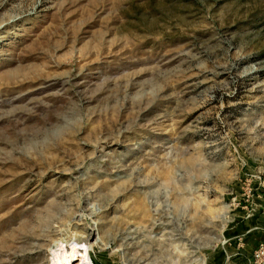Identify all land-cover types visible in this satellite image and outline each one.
<instances>
[{
  "label": "rangeland",
  "instance_id": "374dc122",
  "mask_svg": "<svg viewBox=\"0 0 264 264\" xmlns=\"http://www.w3.org/2000/svg\"><path fill=\"white\" fill-rule=\"evenodd\" d=\"M258 175L264 0H0V264H220Z\"/></svg>",
  "mask_w": 264,
  "mask_h": 264
},
{
  "label": "crops",
  "instance_id": "0c3cea01",
  "mask_svg": "<svg viewBox=\"0 0 264 264\" xmlns=\"http://www.w3.org/2000/svg\"><path fill=\"white\" fill-rule=\"evenodd\" d=\"M253 198L255 209L261 211L252 213L250 218L242 220L227 233L220 264H238L248 258L257 243L264 239V193H257Z\"/></svg>",
  "mask_w": 264,
  "mask_h": 264
},
{
  "label": "built area",
  "instance_id": "2783aa9c",
  "mask_svg": "<svg viewBox=\"0 0 264 264\" xmlns=\"http://www.w3.org/2000/svg\"><path fill=\"white\" fill-rule=\"evenodd\" d=\"M259 179V187L262 193H264V177H257ZM238 264H264V239L260 240L257 245L252 250L250 256L246 259H243Z\"/></svg>",
  "mask_w": 264,
  "mask_h": 264
},
{
  "label": "bare ground",
  "instance_id": "6f19581e",
  "mask_svg": "<svg viewBox=\"0 0 264 264\" xmlns=\"http://www.w3.org/2000/svg\"><path fill=\"white\" fill-rule=\"evenodd\" d=\"M55 249V263L56 264H71V260L69 255L71 254L65 250L62 246L57 245ZM80 259L79 264H92L91 260L88 256L87 249L80 251V255L78 256Z\"/></svg>",
  "mask_w": 264,
  "mask_h": 264
}]
</instances>
